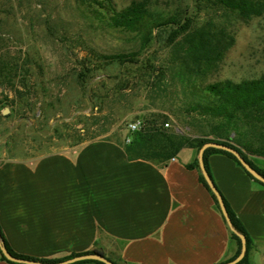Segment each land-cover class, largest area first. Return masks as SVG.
<instances>
[{
    "label": "rangeland",
    "instance_id": "rangeland-1",
    "mask_svg": "<svg viewBox=\"0 0 264 264\" xmlns=\"http://www.w3.org/2000/svg\"><path fill=\"white\" fill-rule=\"evenodd\" d=\"M134 1L112 0L117 10ZM156 1L175 20L145 45L95 16L101 0L93 9L78 0H0V162L94 139L128 144V124L154 117L196 137L203 118L187 114L195 89L264 77V18L238 22L202 0ZM208 21L226 24L232 45L221 59L183 68L184 36Z\"/></svg>",
    "mask_w": 264,
    "mask_h": 264
},
{
    "label": "crops",
    "instance_id": "crops-1",
    "mask_svg": "<svg viewBox=\"0 0 264 264\" xmlns=\"http://www.w3.org/2000/svg\"><path fill=\"white\" fill-rule=\"evenodd\" d=\"M248 158L264 170V158ZM197 161L191 148L164 163L132 160L109 138L10 157L0 162V228L15 253L41 261L97 251L116 264L226 262L237 245ZM207 161L252 241L250 264H264V187L226 155ZM0 264L12 263L0 253Z\"/></svg>",
    "mask_w": 264,
    "mask_h": 264
},
{
    "label": "trees",
    "instance_id": "trees-1",
    "mask_svg": "<svg viewBox=\"0 0 264 264\" xmlns=\"http://www.w3.org/2000/svg\"><path fill=\"white\" fill-rule=\"evenodd\" d=\"M78 1L84 5L87 3L90 9H93L95 5H99V0ZM101 1L105 3V6L95 7L92 11L95 16L103 19L113 29L134 34L142 39L145 45L152 40L153 32L156 29L173 24L175 20V17H167L163 11L157 8L156 0L134 1L123 10H117L112 0ZM202 2L208 9L231 14L238 22L264 18V0H202ZM232 42L233 37L226 24L216 25L212 21H208L202 28L188 32L184 36V43L181 44V51L184 52V55L179 54L178 56L180 65L187 68L190 59H193V64L201 61L206 64L212 63L214 59L222 58ZM122 58V56H113V59ZM189 105L191 106L187 109V114L195 112L203 118L202 120L194 119L199 123V126L194 125L198 136H184L165 129L163 123L159 124L157 118L154 117L152 120H145L144 127L140 131L131 132L133 137L129 138V143L123 144L129 158L164 163L184 148H191L198 152L205 143L218 142L235 148L254 169L264 176V170L258 168L248 158V155L264 158V77L240 82L226 80L208 84L201 92L195 89ZM188 124L191 125V123ZM214 153L226 155L234 160L254 182L264 187L263 183L253 178L242 167L234 155L219 149L208 148L204 153V161L209 174L207 159ZM196 167H198V161ZM200 180L212 193L202 174ZM212 196L219 207L213 193ZM224 202L233 228L245 235L247 240L246 254L238 264H250L248 254L252 241L244 225L225 199ZM0 234L4 246L11 255L18 258L37 260L15 253L10 248L1 228ZM231 238L236 243L237 250L229 260L234 259L241 251V242L238 236L231 232ZM2 259L17 264L8 261L3 255ZM88 262L104 264L98 261H82L75 264ZM114 264L116 263L114 262Z\"/></svg>",
    "mask_w": 264,
    "mask_h": 264
},
{
    "label": "water",
    "instance_id": "water-1",
    "mask_svg": "<svg viewBox=\"0 0 264 264\" xmlns=\"http://www.w3.org/2000/svg\"><path fill=\"white\" fill-rule=\"evenodd\" d=\"M208 148H214V149H219L223 150L226 152L231 153L232 155L235 156V158L238 160V162L242 165V167L256 180L264 184V176L260 174L256 169H254L249 162H247L243 156L233 147L218 143V142H207L205 143L198 151V164L199 168L201 170V173L209 187V189L212 191V193L215 195L216 200L219 204L220 210L227 222L228 227L230 228L231 232L236 234L238 238L240 239L241 242V251L239 255H237L234 259L220 263V264H238L245 256L246 250H247V240L245 235L237 232L231 223V219L227 210V207L225 205L224 199L217 189L214 181L212 180L211 175L209 174L205 161H204V153L206 149ZM0 252L1 254L10 262H14L17 264H75L78 262L82 261H98L102 262L104 264H114V262L110 259H108L106 256L99 252H88L84 254H78L76 256H72L69 258H66L64 260L56 261V262H46V261H41V260H31V259H24V258H18L9 253L7 248L4 246L2 240H1V234H0Z\"/></svg>",
    "mask_w": 264,
    "mask_h": 264
},
{
    "label": "built area",
    "instance_id": "built-area-1",
    "mask_svg": "<svg viewBox=\"0 0 264 264\" xmlns=\"http://www.w3.org/2000/svg\"><path fill=\"white\" fill-rule=\"evenodd\" d=\"M164 126L169 127V123H165ZM127 127L130 132H137V131H140L144 127V123L141 120H136V121L130 122Z\"/></svg>",
    "mask_w": 264,
    "mask_h": 264
}]
</instances>
